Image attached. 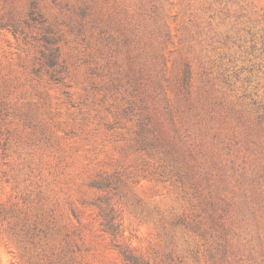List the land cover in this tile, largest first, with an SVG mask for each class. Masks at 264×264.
Wrapping results in <instances>:
<instances>
[{"label": "rangeland", "instance_id": "rangeland-1", "mask_svg": "<svg viewBox=\"0 0 264 264\" xmlns=\"http://www.w3.org/2000/svg\"><path fill=\"white\" fill-rule=\"evenodd\" d=\"M0 264H264V0H0Z\"/></svg>", "mask_w": 264, "mask_h": 264}]
</instances>
